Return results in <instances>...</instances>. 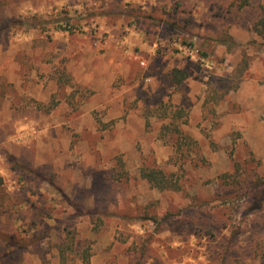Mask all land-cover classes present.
Returning <instances> with one entry per match:
<instances>
[{
  "label": "rangeland",
  "instance_id": "rangeland-1",
  "mask_svg": "<svg viewBox=\"0 0 264 264\" xmlns=\"http://www.w3.org/2000/svg\"><path fill=\"white\" fill-rule=\"evenodd\" d=\"M263 10L0 0V239L18 264H264Z\"/></svg>",
  "mask_w": 264,
  "mask_h": 264
},
{
  "label": "trees",
  "instance_id": "trees-1",
  "mask_svg": "<svg viewBox=\"0 0 264 264\" xmlns=\"http://www.w3.org/2000/svg\"><path fill=\"white\" fill-rule=\"evenodd\" d=\"M58 28L62 30L74 31L79 28L76 24L67 22V24H59ZM256 31L259 34L264 35V10L263 14L259 18L256 27ZM188 44L194 45V42L190 41ZM206 55V52H204ZM189 76V72L184 69L175 68L172 72V81L176 84L181 83ZM141 176L151 182L155 187L159 189H179L180 186L177 180L168 174L163 168L160 167H147L141 168ZM16 236H7L0 239V264H18L22 259V252L20 246H17L19 242ZM71 245L65 244V242L60 244L59 250L62 258H66V251L71 248ZM83 260L88 262L90 259V254L84 253Z\"/></svg>",
  "mask_w": 264,
  "mask_h": 264
}]
</instances>
